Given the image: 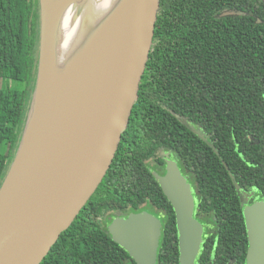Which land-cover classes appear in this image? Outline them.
I'll list each match as a JSON object with an SVG mask.
<instances>
[{"label": "trees", "instance_id": "trees-1", "mask_svg": "<svg viewBox=\"0 0 264 264\" xmlns=\"http://www.w3.org/2000/svg\"><path fill=\"white\" fill-rule=\"evenodd\" d=\"M38 4L39 0H0V186L17 148L35 81ZM207 65L218 72L211 75V90L191 95L193 84L186 82L176 110L210 125L214 137L226 134L213 143L219 154L210 148L212 170L207 178L213 188L208 185L207 190L218 213L228 212L236 203L240 213L236 210L235 214L242 216L234 181L253 188L255 198H264V0H160L154 43L130 120L144 124L142 112L152 102L146 92L158 94L161 89L167 92L165 86L177 87L173 74L160 71L196 70ZM224 71L227 74L219 73ZM150 79L154 82L149 83ZM204 97L212 105L206 106ZM176 117L173 120H181L180 127L192 134ZM128 132L123 133L122 142ZM122 142L94 195L40 264H136L112 238L110 220L104 219L130 199L138 208L144 189L154 201L162 191L143 160L125 154ZM220 183L231 186L215 187ZM228 191L233 193L234 203L223 202ZM171 213L169 224L176 226ZM244 230L247 249L245 222ZM158 264H179L176 227L162 236Z\"/></svg>", "mask_w": 264, "mask_h": 264}, {"label": "water", "instance_id": "water-1", "mask_svg": "<svg viewBox=\"0 0 264 264\" xmlns=\"http://www.w3.org/2000/svg\"><path fill=\"white\" fill-rule=\"evenodd\" d=\"M97 2V0H94ZM39 0L38 62L12 162L0 186V264H40L103 181L115 158L154 43L160 0H124L94 48L56 88V8ZM71 0H60V11ZM199 134V131H196ZM156 180L171 201L180 264H195L203 226L176 161ZM246 264H264V200L245 203ZM112 238L137 264H158L162 222L146 210L112 217Z\"/></svg>", "mask_w": 264, "mask_h": 264}, {"label": "flooded vegetation", "instance_id": "flooded-vegetation-1", "mask_svg": "<svg viewBox=\"0 0 264 264\" xmlns=\"http://www.w3.org/2000/svg\"><path fill=\"white\" fill-rule=\"evenodd\" d=\"M160 72L164 75L173 74L174 82L178 85L174 89L165 86L167 92H163L161 89L158 94L156 92H146V96L152 102H150L148 108L144 109L142 112V115L145 118L144 124H141L138 119L129 121L127 127L129 132L126 139L122 142L121 138L120 141V143H123L122 146L124 152L127 156L142 159L154 175L155 173L162 176L166 175L168 162L172 160L177 162L179 170L190 184L192 190L195 203L194 217L198 219L203 226V240L195 264H246L248 246L247 249H245L243 237L245 233L244 207L245 203H247L245 202V198H248V204H252L257 200H264V198H255V195H253L255 190L253 188H245L238 182L234 181L239 196L238 200L242 216L235 214L236 210L240 213L236 203L231 210H228V212L218 213L213 207V200L209 198L211 191H209L210 189L207 190V187L210 185L213 188V186L209 182L207 176L212 170L210 165V148H214L216 153L219 154V150L214 147L213 143L214 141L219 143L222 137H226V134L222 137H214L210 130V125L204 126L200 121V118H189L181 115L176 110L180 102L179 96L183 92L181 87H185L186 82H191L196 90L193 89L190 91L189 94L191 95L193 92L205 91L207 89L211 90L213 83L211 75L212 73L218 74V72L213 71L210 68V65L196 70H166ZM219 73L227 74L225 71ZM182 75H192L193 78L192 80L179 79L182 78ZM148 82L152 83L154 80L150 79ZM166 82L170 81L166 79ZM182 83L183 85L181 86L180 84ZM189 87L192 86L190 85ZM204 99L206 106L212 105L209 99H206V97H204ZM204 102H200L199 104H204ZM180 115L183 117L181 118ZM173 116L182 119L184 125L192 131V134L182 129L179 123L181 120H173ZM197 130L199 131V134L196 132ZM233 179H235L234 176ZM214 185L217 188L218 186H231L230 183ZM158 187H160L162 191V193L160 192L159 199H155L154 201V199L149 197L147 189H144L142 200L140 201L138 208L133 207V199H130V201L128 200L126 204L121 202L116 209L109 211L107 219L104 220L107 222L108 219L111 221L114 215H124V213L126 215L131 212L146 210L160 218L162 222V236L165 233V230L175 231V227L177 236H179L175 209L159 182ZM134 191L135 190H131V192ZM226 194L229 197L223 200V202L234 203L232 197L233 193L228 191ZM171 206L173 207V211L171 210ZM131 208L133 209L132 211H130ZM171 212H174L176 226L174 223H172V225L169 224L170 218H172ZM207 259H209L208 262Z\"/></svg>", "mask_w": 264, "mask_h": 264}, {"label": "bare ground", "instance_id": "bare-ground-1", "mask_svg": "<svg viewBox=\"0 0 264 264\" xmlns=\"http://www.w3.org/2000/svg\"><path fill=\"white\" fill-rule=\"evenodd\" d=\"M56 8L60 21L56 24L58 40L55 47L53 81L56 88L85 57L113 20L124 0H71L64 12L60 0H48Z\"/></svg>", "mask_w": 264, "mask_h": 264}, {"label": "rangeland", "instance_id": "rangeland-1", "mask_svg": "<svg viewBox=\"0 0 264 264\" xmlns=\"http://www.w3.org/2000/svg\"><path fill=\"white\" fill-rule=\"evenodd\" d=\"M38 9H39V15H40V5L38 4Z\"/></svg>", "mask_w": 264, "mask_h": 264}]
</instances>
